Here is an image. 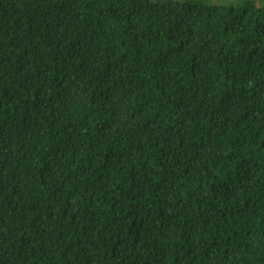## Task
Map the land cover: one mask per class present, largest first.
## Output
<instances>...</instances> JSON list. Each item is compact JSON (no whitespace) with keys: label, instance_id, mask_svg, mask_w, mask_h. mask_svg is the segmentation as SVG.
Here are the masks:
<instances>
[{"label":"trees","instance_id":"16d2710c","mask_svg":"<svg viewBox=\"0 0 264 264\" xmlns=\"http://www.w3.org/2000/svg\"><path fill=\"white\" fill-rule=\"evenodd\" d=\"M0 264H264V0H0Z\"/></svg>","mask_w":264,"mask_h":264}]
</instances>
